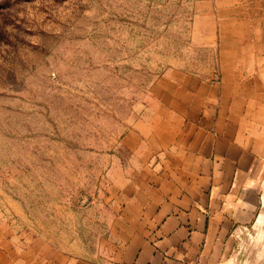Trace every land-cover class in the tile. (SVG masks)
<instances>
[{"label": "rangeland", "instance_id": "obj_1", "mask_svg": "<svg viewBox=\"0 0 264 264\" xmlns=\"http://www.w3.org/2000/svg\"><path fill=\"white\" fill-rule=\"evenodd\" d=\"M215 50L212 0H0V251L106 257L120 140L159 75L212 77ZM260 188L227 264H264V170Z\"/></svg>", "mask_w": 264, "mask_h": 264}, {"label": "crops", "instance_id": "obj_2", "mask_svg": "<svg viewBox=\"0 0 264 264\" xmlns=\"http://www.w3.org/2000/svg\"><path fill=\"white\" fill-rule=\"evenodd\" d=\"M214 42L212 77L164 71L120 140L110 253L75 255L33 237L0 251V264L228 263L263 200L264 0H212Z\"/></svg>", "mask_w": 264, "mask_h": 264}, {"label": "bare ground", "instance_id": "obj_3", "mask_svg": "<svg viewBox=\"0 0 264 264\" xmlns=\"http://www.w3.org/2000/svg\"><path fill=\"white\" fill-rule=\"evenodd\" d=\"M263 214V213H262ZM261 215V214H260ZM261 219V218H260Z\"/></svg>", "mask_w": 264, "mask_h": 264}]
</instances>
